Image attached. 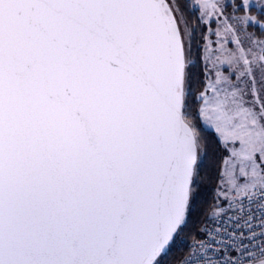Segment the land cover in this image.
I'll list each match as a JSON object with an SVG mask.
<instances>
[{"label": "snow or ice", "instance_id": "1", "mask_svg": "<svg viewBox=\"0 0 264 264\" xmlns=\"http://www.w3.org/2000/svg\"><path fill=\"white\" fill-rule=\"evenodd\" d=\"M187 3L0 0V264H165L202 196L204 129L227 208L177 264H264V40L213 32L224 6L195 0L216 40L193 59Z\"/></svg>", "mask_w": 264, "mask_h": 264}, {"label": "trees", "instance_id": "2", "mask_svg": "<svg viewBox=\"0 0 264 264\" xmlns=\"http://www.w3.org/2000/svg\"><path fill=\"white\" fill-rule=\"evenodd\" d=\"M181 7L185 8V0H180ZM185 18L188 20L190 26L195 29V40L193 41L192 52L193 59H196L197 55L200 53L199 44L202 42V35L205 33L202 26L199 23V11L193 5L191 0H188L187 7L185 10ZM202 63L194 69L197 77H202ZM203 82L196 83L194 81L193 95H197L199 91L202 90ZM192 104V101H189ZM196 105L192 104V114L195 115ZM198 128L201 126L200 121H195ZM202 134L207 145L206 155L203 156L202 162L203 167L200 170L201 179V191L202 196L193 212L191 220L189 222L188 228L185 230L182 236L183 244L174 247L172 252L167 257L165 264H177V261L182 257L187 255V246L192 245V243L202 236L199 231L201 227L206 223L207 219L211 217L213 212V203L216 201L217 192V173L219 171V161L224 155L223 151L218 149L217 142L214 134L210 133L208 130L204 129Z\"/></svg>", "mask_w": 264, "mask_h": 264}, {"label": "rangeland", "instance_id": "3", "mask_svg": "<svg viewBox=\"0 0 264 264\" xmlns=\"http://www.w3.org/2000/svg\"><path fill=\"white\" fill-rule=\"evenodd\" d=\"M193 2V5H195V0H191ZM251 2V0H250ZM235 3H238V0H219V4L224 6L223 9V16H221L219 13L215 14L214 16H211L210 19L215 21L214 23H211L207 27H210L213 32L218 27H221L222 24L227 21L228 23H232L236 29H238V34L241 35V39L245 41V45L247 46V37H252L253 39L257 40H264V28H261L257 25L252 24H246V23H236L233 19H231L233 16L235 17H244L245 15L255 16L257 17V20L264 23V17H262L259 13V11L254 7L250 9L247 13L244 11H236L233 12V8L230 5H233ZM196 8V7H195ZM198 9V8H196ZM199 11V9H198ZM200 15V11H199ZM209 35V33L205 32L202 36ZM209 38L213 41L216 40V37L214 35H209ZM202 44L203 41L199 44L200 46V55H203L202 50ZM215 47V45H213ZM228 47H235V45H228ZM203 65V63H202ZM204 67V65H203ZM210 67V66H209ZM203 158V156H202ZM226 201L223 199V197H220L219 200L216 198V201L213 203V210L214 208L221 207L223 203ZM222 208V207H221ZM210 219V217H209ZM208 220V219H207Z\"/></svg>", "mask_w": 264, "mask_h": 264}, {"label": "built area", "instance_id": "4", "mask_svg": "<svg viewBox=\"0 0 264 264\" xmlns=\"http://www.w3.org/2000/svg\"><path fill=\"white\" fill-rule=\"evenodd\" d=\"M221 207L222 208H227V202L223 203ZM229 214L230 213H227V214H225V215L220 216V217L217 218L222 226L230 227V222L227 221V215H229ZM215 225H216V221L215 220L208 219L206 221V223L203 225V227L204 226H207V228L212 229V228H214ZM232 230L235 231L236 229L233 228ZM202 239H207V237H205L202 234V236L200 238H198L197 240H195L194 242H196L198 240H202ZM257 244H259V240H257ZM209 255H212V252L211 251L209 252Z\"/></svg>", "mask_w": 264, "mask_h": 264}]
</instances>
